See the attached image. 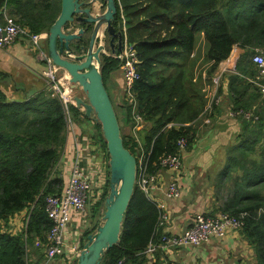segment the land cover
<instances>
[{
    "label": "trees",
    "instance_id": "trees-1",
    "mask_svg": "<svg viewBox=\"0 0 264 264\" xmlns=\"http://www.w3.org/2000/svg\"><path fill=\"white\" fill-rule=\"evenodd\" d=\"M0 6L32 33H48L60 13L61 0H0ZM117 19L122 26L125 19L127 39L141 60V78L133 83L132 91L136 111L146 122L145 147L152 146L151 173L158 172L161 156L178 151L180 138L187 139L185 151L193 147L197 134L193 122L204 114L208 103L205 82H213L220 63L234 48L239 49L234 71L228 73L233 109L251 111L258 118H241L236 144L229 147L230 165L218 183L221 188L229 186L221 211L247 213L240 232L254 249L255 264H264V99L254 81L258 70L251 59L255 47L264 48V0H120ZM202 32L208 45L203 60L207 64L205 79L202 73L196 74L199 48L198 55L195 51ZM121 65L113 55L102 57L106 87L110 73ZM249 89L250 98L246 95ZM120 106L125 108L126 122L135 124L134 98L123 93ZM69 112L73 121L90 120L73 104H69ZM169 123L173 125L166 127ZM95 126L109 170L107 143L101 125ZM67 133L64 103L49 85L25 100L0 98V264H42L46 259L52 227L46 197L64 190L65 179L57 165ZM122 135L125 147L139 159L137 140ZM107 186L90 209L92 219L99 215ZM159 213V207L136 186L121 243L106 252L101 264H114L121 258L126 264H162L148 263L150 254L144 252L163 233L157 227ZM20 215L17 227L14 219ZM97 224L86 230L84 238Z\"/></svg>",
    "mask_w": 264,
    "mask_h": 264
},
{
    "label": "crops",
    "instance_id": "crops-1",
    "mask_svg": "<svg viewBox=\"0 0 264 264\" xmlns=\"http://www.w3.org/2000/svg\"><path fill=\"white\" fill-rule=\"evenodd\" d=\"M4 8L0 6V24H4L7 18H12L8 9L4 10ZM43 33L47 34V32ZM199 37L202 49L199 53V60L196 61L198 70L196 74L202 73V77L205 79L207 64L203 63V60L208 45L203 32ZM46 41H48L47 38H43L40 44L48 54V50H45ZM199 44L195 51L197 55ZM238 53L239 49L236 47L230 57L220 63L214 74L218 77L217 81L205 82L204 89L207 90L208 101L215 94L220 95L222 101L211 114H203L193 122L197 134L193 147L183 154L182 170L178 181L181 187V196L167 199L164 195V188L172 179V175L165 171L158 174V185L161 189H154L152 192L158 200L167 202L170 209L172 217L166 225L168 232H183L198 214L216 215L222 212L221 207L226 200L225 195L228 194L229 186L221 188L218 183L221 180V174L230 165L228 161L229 147L236 144L234 140L240 133L242 125L241 118H231L228 115L229 110L233 109L231 92L228 88V73L234 71V64L239 57ZM190 57L192 58L193 55ZM46 68L45 61L38 58V54L31 46V41L26 37L18 38L7 48H0V98L3 97L7 101H21L43 90L48 86L43 75ZM157 68L161 69L162 66L159 65ZM123 83L121 69L110 73L107 79L108 91L119 115L122 132L136 139L139 145L145 146V122L136 123L135 119H132L135 124L126 122L125 108L120 106L123 99L121 92ZM219 88H221L220 92ZM67 90L72 93L69 85ZM251 91L249 89L247 97L251 96ZM95 124L94 121L85 118L72 121L73 128L68 129L66 145L57 165V171L65 179V188L75 159L76 147L79 146L82 150L81 168L88 175L92 169L95 171L93 178L96 201L94 203H97L107 186L106 176L109 170L102 141L96 136L98 132ZM98 209L102 216L104 206ZM91 210L87 214L75 213L73 215V221L68 225L70 237L68 243L82 247L86 230L95 222L99 223L101 218L92 219ZM212 212L214 213L210 214ZM22 215L14 219V224L17 227L20 226ZM156 252L149 255L148 263L160 261L162 264H255L256 262L254 249L241 235L240 230L229 232L225 237L212 238L199 246L181 247L171 251L161 250L158 254ZM70 256L72 260L69 264H73L76 259H73L72 255ZM58 263L59 260L55 262V264Z\"/></svg>",
    "mask_w": 264,
    "mask_h": 264
},
{
    "label": "built area",
    "instance_id": "built-area-1",
    "mask_svg": "<svg viewBox=\"0 0 264 264\" xmlns=\"http://www.w3.org/2000/svg\"><path fill=\"white\" fill-rule=\"evenodd\" d=\"M4 10H6V8H4ZM20 37L29 39V41H31V46L38 54V58L45 61L47 68L44 69L43 75L50 88L62 99L67 114L68 129H72L73 120L69 112V104L75 105V103L74 101L72 102L69 97L71 95H69L67 90L69 83L57 79V67L52 63L50 56L43 50L40 44L43 38H47V34L43 32L32 33L29 27L23 26L12 18H7L4 24H0V48L9 47ZM122 56L123 93H125L126 98H134L133 118L136 123L140 121L145 122L136 111V101L132 91L133 83L141 78V73L139 71L141 60L137 55L134 45L129 43L128 39L126 40ZM251 59L258 70V74L254 81L258 84L261 96L264 99V48L255 47ZM213 80L217 81L218 77L215 75ZM221 101L220 95H213L211 100L207 103L204 114L212 112L214 105L218 106ZM80 110L83 111L82 108H80ZM229 114L234 117L241 116L240 118L247 120L258 118L253 112L243 109H230ZM172 125L173 123H169L166 127H171ZM176 126L179 127L180 125L176 124ZM177 146L178 151L176 153L166 154L160 157L158 172L151 173L149 172V161L152 153V146L146 148L138 144L140 155L138 159V177L136 185L159 207L160 213L157 227L163 228V233L159 240H151L144 251L151 255L159 249L171 251L181 247L199 246L212 238L225 237L229 232L240 230L244 225V219L247 215L246 212H242L239 215L230 214L228 212H220L216 215L198 214L189 223L184 233H171L166 231V225L172 217L170 209L167 202L158 200L152 191L154 189H161L158 185V174L165 171L172 175V179L164 188L165 197L167 199H172L181 196V187L178 181L182 170L181 153L186 149L187 139L185 137L180 138ZM81 159L82 150L77 146L69 180L62 194L49 195L46 197V209L52 222V227L47 236L48 245L46 249V259L42 264H55L57 260H59L58 264H69L70 260H72L70 255L73 256V259H77L81 249L80 245L68 243L70 240L68 225L73 221V215L75 213L87 214L89 212L88 204L91 201H96V191L94 190L95 181L93 178L95 171L92 169L91 173L88 175L81 168ZM106 181L109 183V173L106 176ZM67 259L69 260L67 261ZM114 264H126L125 258L119 259Z\"/></svg>",
    "mask_w": 264,
    "mask_h": 264
},
{
    "label": "water",
    "instance_id": "water-1",
    "mask_svg": "<svg viewBox=\"0 0 264 264\" xmlns=\"http://www.w3.org/2000/svg\"><path fill=\"white\" fill-rule=\"evenodd\" d=\"M97 1L61 0L60 13L47 33L48 55L57 67V79L69 83L71 101L83 109L87 118L101 125L109 153V183L104 210L95 230L84 239L75 264H101L106 252L120 245L123 222L138 177V159L124 145L116 107L102 74L103 55H114L123 61L124 30L120 23L118 30L113 24L117 13L116 0H103L101 6H105V10L94 12L89 5ZM85 4L88 6L82 7ZM73 22L94 24L87 45L82 36L83 27L65 30L66 24ZM105 31L111 36L107 47L103 40L97 42ZM117 49L119 54H116Z\"/></svg>",
    "mask_w": 264,
    "mask_h": 264
},
{
    "label": "flooded vegetation",
    "instance_id": "flooded-vegetation-1",
    "mask_svg": "<svg viewBox=\"0 0 264 264\" xmlns=\"http://www.w3.org/2000/svg\"><path fill=\"white\" fill-rule=\"evenodd\" d=\"M84 1L85 2H89L90 0H80V2H84ZM98 3H100V6H101L103 4V0H98L96 4H98ZM116 3H117V12H118V5H120V0H116ZM96 4H90L89 5V6H91L92 11H94V12H95L94 9H95V5ZM86 6H88V4H85L82 7H86ZM100 10H101L100 12H103L105 10V6H101ZM124 22L125 21H123V26L121 25L122 30H124L123 31V39H122V51H124L126 40H127V34H126V29H125V23ZM119 23L120 22L117 19V13H116L113 24L117 27V30L120 28L119 27ZM93 26H94L93 23H77V22H73V23H67L66 26H65V30L66 31L75 30L77 27H83L84 28V32H83L82 36L85 38L86 45H87L89 43V40H90V36H91V33H92ZM110 38H111V36L109 35V33L105 31L103 36H102V38H101V36L99 38H97V42H99L100 40H103V42L106 44V47H107L108 44H109ZM107 51L111 52L109 48H107ZM116 54H119L118 49H117ZM122 54H123V52H122ZM102 57H104V55Z\"/></svg>",
    "mask_w": 264,
    "mask_h": 264
},
{
    "label": "rangeland",
    "instance_id": "rangeland-1",
    "mask_svg": "<svg viewBox=\"0 0 264 264\" xmlns=\"http://www.w3.org/2000/svg\"><path fill=\"white\" fill-rule=\"evenodd\" d=\"M100 8H101V6H100V3H98V4H96L95 5V11H101L100 10ZM201 49H202V45L201 44H199V53H200V51H201ZM45 50L47 51L48 50V41H46V43H45ZM202 53V52H201ZM122 70V69H121ZM121 92H122V94H123V90H121ZM119 105V104H118ZM118 105H116V106H118ZM119 116V115H118ZM242 119H244V118H242ZM223 196H224V193H223ZM94 205V202L93 201H91L89 204H88V211H90V209L92 208V206ZM102 207H103V205H102ZM99 218H101V213L98 215V217H97V220L99 219ZM98 225V224H97ZM75 262L76 261H74V264H75Z\"/></svg>",
    "mask_w": 264,
    "mask_h": 264
}]
</instances>
